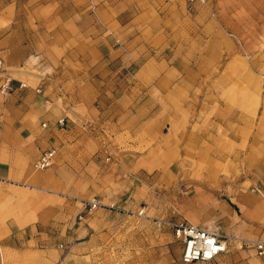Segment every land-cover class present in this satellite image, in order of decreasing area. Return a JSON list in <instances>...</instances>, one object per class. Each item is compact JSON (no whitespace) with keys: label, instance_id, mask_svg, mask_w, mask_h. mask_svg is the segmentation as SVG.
I'll list each match as a JSON object with an SVG mask.
<instances>
[{"label":"crops","instance_id":"crops-1","mask_svg":"<svg viewBox=\"0 0 264 264\" xmlns=\"http://www.w3.org/2000/svg\"><path fill=\"white\" fill-rule=\"evenodd\" d=\"M123 4L118 13L113 7L101 21L100 8L96 6L94 19L82 0H0L2 69L20 78L24 75L19 70L29 60V91L0 96V244L4 247L20 245L29 252L33 230L44 225L51 210L44 206L49 197L41 191L51 187L63 192L70 183H80L81 177L68 169L74 154L81 151L87 156V151L95 153L106 145L99 143L95 127L92 132L82 131L80 124L87 120L99 121L116 133L126 130L131 140L137 139L126 144L139 150L134 153L126 154L117 146L110 149L120 157H135L124 165L126 170H164L176 163L175 157L187 156L204 165L210 180L231 156L236 169L244 164L252 174L248 181L264 188V128L260 130L254 119L256 109L228 108L220 100H210L203 90L195 93L192 73L175 67V55L157 47L153 29L137 32L135 11ZM126 12L130 14L125 18ZM117 37L127 55L113 48L111 38ZM131 65H137L136 70ZM81 81L89 86L88 96L66 94ZM62 118L66 126L59 128L55 123ZM177 133L179 145L174 140ZM48 150H54L52 163L58 175L33 170L39 155ZM96 157L103 162L100 153ZM74 171H81L80 163H74ZM242 184L238 179L229 185L230 194H235L236 202L256 205L246 214L258 218L264 205L256 197L240 194L237 189Z\"/></svg>","mask_w":264,"mask_h":264},{"label":"rangeland","instance_id":"rangeland-1","mask_svg":"<svg viewBox=\"0 0 264 264\" xmlns=\"http://www.w3.org/2000/svg\"><path fill=\"white\" fill-rule=\"evenodd\" d=\"M88 2L82 0L86 12L90 10L97 19L95 8L99 7L101 21L113 7L118 13L127 3L135 11L137 32L153 29L157 47L175 55V67L192 73L195 93L203 90L210 100H220L228 108L256 109L254 119L260 130L264 128V0H204L190 8L184 0ZM111 39L113 48L127 55L121 37ZM136 68L130 66L132 71ZM19 71L23 77L9 75L14 83L12 92L29 91V60ZM16 83L24 87L17 88ZM71 89L66 94L73 98L89 94V86L83 81ZM80 127L83 132H92L95 127L105 148L87 151V156L81 151L74 154L68 169H72V176L81 177V182L70 183L63 192L51 187L41 191L48 195L44 206L51 210L44 225L33 230L29 252L20 245L0 244V264H181L180 246L166 227L154 224L159 220L187 221L225 236L228 253L206 264H259L250 249L240 248V240L264 239V213L258 218L246 214L256 205L236 202L228 186L242 179L237 191L256 197L263 205L264 188L248 181L252 174L245 171L244 164L234 167L235 157H225L226 162L212 172L210 180L204 165H196L187 156L175 157L176 163L162 166L164 170H126L124 165L135 157H120L110 149L117 146L126 154L139 151L126 145L137 141L131 140V133L110 131L99 121L87 120ZM178 134L174 140L179 145L182 140ZM98 153L102 163H98ZM74 163L81 164L80 172L74 171ZM56 168L52 163L46 170L56 175ZM58 178L65 179L63 175ZM92 201L96 207L88 211ZM60 245L65 250L59 249Z\"/></svg>","mask_w":264,"mask_h":264},{"label":"built area","instance_id":"built-area-1","mask_svg":"<svg viewBox=\"0 0 264 264\" xmlns=\"http://www.w3.org/2000/svg\"><path fill=\"white\" fill-rule=\"evenodd\" d=\"M186 6L194 4H203L204 0H184ZM235 39L233 35H229ZM237 41V40H236ZM240 45V43L238 42ZM17 88H23L22 83H16ZM14 86L13 80L5 74L0 61V96L6 97L12 91ZM38 92V90H36ZM55 125L59 128L66 126V119L62 118L56 121ZM44 127V124H41ZM54 150L42 152L38 159L32 165L34 171H43L48 169L53 162ZM96 203H88V211L94 209ZM142 215V211L138 212ZM157 227H166L174 241L180 246V263L181 264H206L216 262L228 253V239L218 233L207 231L199 228L187 221H155ZM250 249L259 264H264V239L252 241L240 240V248ZM59 249L65 250L61 245Z\"/></svg>","mask_w":264,"mask_h":264},{"label":"bare ground","instance_id":"bare-ground-1","mask_svg":"<svg viewBox=\"0 0 264 264\" xmlns=\"http://www.w3.org/2000/svg\"><path fill=\"white\" fill-rule=\"evenodd\" d=\"M252 213H254V212H252ZM254 214H256V213H254Z\"/></svg>","mask_w":264,"mask_h":264}]
</instances>
